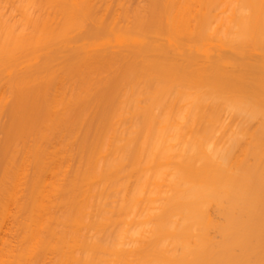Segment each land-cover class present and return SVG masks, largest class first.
<instances>
[{"label": "bare ground", "instance_id": "6f19581e", "mask_svg": "<svg viewBox=\"0 0 264 264\" xmlns=\"http://www.w3.org/2000/svg\"><path fill=\"white\" fill-rule=\"evenodd\" d=\"M0 264H264V0H0Z\"/></svg>", "mask_w": 264, "mask_h": 264}]
</instances>
